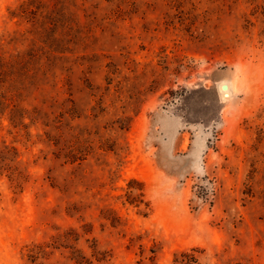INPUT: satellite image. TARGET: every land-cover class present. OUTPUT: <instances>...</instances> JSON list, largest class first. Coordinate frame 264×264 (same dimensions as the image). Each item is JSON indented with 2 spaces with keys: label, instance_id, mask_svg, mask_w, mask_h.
Instances as JSON below:
<instances>
[{
  "label": "rangeland",
  "instance_id": "1",
  "mask_svg": "<svg viewBox=\"0 0 264 264\" xmlns=\"http://www.w3.org/2000/svg\"><path fill=\"white\" fill-rule=\"evenodd\" d=\"M193 250L264 264V0H0V264Z\"/></svg>",
  "mask_w": 264,
  "mask_h": 264
},
{
  "label": "trees",
  "instance_id": "2",
  "mask_svg": "<svg viewBox=\"0 0 264 264\" xmlns=\"http://www.w3.org/2000/svg\"><path fill=\"white\" fill-rule=\"evenodd\" d=\"M197 251L193 250L191 252L184 251L180 252L174 257V264H200L199 256L196 255ZM154 254V252H153Z\"/></svg>",
  "mask_w": 264,
  "mask_h": 264
},
{
  "label": "bare ground",
  "instance_id": "3",
  "mask_svg": "<svg viewBox=\"0 0 264 264\" xmlns=\"http://www.w3.org/2000/svg\"><path fill=\"white\" fill-rule=\"evenodd\" d=\"M221 88L223 89L222 93L224 96L227 97L229 95V93H231V85L229 83H226ZM227 98H229V97H227Z\"/></svg>",
  "mask_w": 264,
  "mask_h": 264
}]
</instances>
